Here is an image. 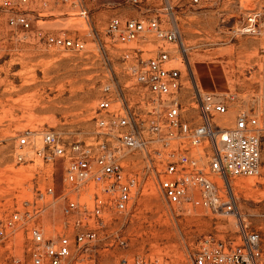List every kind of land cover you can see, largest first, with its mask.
Segmentation results:
<instances>
[{"label": "rangeland", "instance_id": "rangeland-1", "mask_svg": "<svg viewBox=\"0 0 264 264\" xmlns=\"http://www.w3.org/2000/svg\"><path fill=\"white\" fill-rule=\"evenodd\" d=\"M143 2L158 9L169 28H179L182 45L164 47L182 71L186 109L195 112L187 92L196 83L203 92L233 97L231 118L245 111L254 114L264 129V36H235L230 31L250 12L264 17V0ZM17 4L20 0H0V221L16 212L21 219L14 227L3 224L13 229L0 240V264H32L28 233L33 228L47 240L66 236L73 243L78 233L95 230V240L73 248L66 264H195L197 253L214 240L231 238L240 243L241 221L260 234L264 264V131L261 174L229 180L241 219L204 207L197 187L189 189L190 200L170 204L159 188L156 170L148 168L141 153L123 161L126 172L136 179L126 211L109 208L99 218L83 209L64 213L69 201L91 204L94 183L73 190L62 161L47 164L38 156L43 142L36 134L52 130L71 142L92 143L99 138L97 107L103 97L110 94L116 101L121 94L133 106L141 100L143 92L123 59L126 46L107 33L112 18L125 21L141 13L129 0H97L89 20L79 16V0H27L19 8ZM18 12L28 15L29 29L11 24ZM47 35L80 37L85 48L73 52L49 47L44 44ZM145 50V57L154 56L158 47L149 44ZM28 132L35 133L33 144L20 148L19 140ZM156 147L160 145L148 149L152 153ZM203 147L195 150L201 157ZM18 154L23 161H18ZM207 163L203 159L200 165ZM48 186L53 195L46 194ZM219 186L224 188L223 183Z\"/></svg>", "mask_w": 264, "mask_h": 264}, {"label": "built area", "instance_id": "built-area-1", "mask_svg": "<svg viewBox=\"0 0 264 264\" xmlns=\"http://www.w3.org/2000/svg\"><path fill=\"white\" fill-rule=\"evenodd\" d=\"M96 1L79 0V16L89 20L91 5ZM201 1L192 0L195 5ZM26 2L20 0L18 8ZM129 4L137 8L141 16L125 21L112 18L107 33L118 44L126 46L123 59L128 74L143 92L141 100L133 106L121 94L116 101L110 94L103 97L97 107L99 138L92 143L71 142L52 130L36 134L43 142L38 156L47 164L62 161L65 179L73 190H79L87 182L94 183L91 204L69 201L64 213L83 209L86 214L99 218L109 208L119 213L126 211L136 179L126 172L123 161L127 155L141 153L148 168L156 170L159 188L170 204L190 200L189 189L197 187L204 207L217 215H234L241 219L229 180L261 174L264 129L254 114L239 111L234 119L231 118L229 99L233 97L222 92H203L196 83L192 92H187L196 105L195 112L188 111L182 98L187 89L182 71L173 64L177 58L164 47L175 43L182 45L179 28L175 25L169 28L159 17L158 9L148 8L143 0H129ZM11 24L29 29L32 22L27 14L18 12L11 18ZM230 31L235 36H264V17L260 12H250ZM137 42L144 44L130 47ZM44 44L73 52L85 48V41L80 37L47 35ZM149 44L156 45L158 51L154 56L145 57L148 52L145 47ZM182 63L186 67V63ZM34 136V132H28L19 140V147L32 145ZM154 144L160 147L151 153L148 148ZM200 147H203L202 157L195 151ZM17 159L23 161L24 157L18 154ZM203 159L208 160L207 166L200 165ZM213 177L221 180L223 189ZM46 194H54L52 186H48ZM40 195V199L43 198L41 191ZM20 219L16 212L7 221H0V240L6 238L7 229H13L3 228V224L14 227ZM238 234L240 243L228 238L204 246L194 263L261 264L260 234L248 230L242 221ZM28 238L32 264H66L73 248L95 240L96 232L89 229L78 233L73 243L66 236L47 240L38 228H33ZM121 244L126 245L124 241Z\"/></svg>", "mask_w": 264, "mask_h": 264}, {"label": "bare ground", "instance_id": "bare-ground-1", "mask_svg": "<svg viewBox=\"0 0 264 264\" xmlns=\"http://www.w3.org/2000/svg\"><path fill=\"white\" fill-rule=\"evenodd\" d=\"M219 183H222L221 181ZM230 187H231V184H230Z\"/></svg>", "mask_w": 264, "mask_h": 264}]
</instances>
